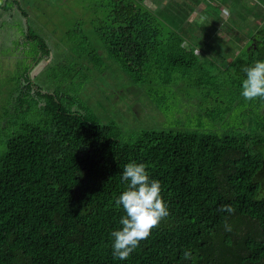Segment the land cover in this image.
I'll return each mask as SVG.
<instances>
[{
	"label": "trees",
	"instance_id": "16d2710c",
	"mask_svg": "<svg viewBox=\"0 0 264 264\" xmlns=\"http://www.w3.org/2000/svg\"><path fill=\"white\" fill-rule=\"evenodd\" d=\"M143 2L102 1L90 56L108 55L135 85H185L204 98L226 92L227 99L210 93L206 111L224 129L142 130L124 140L115 125L71 112L54 93L26 83L0 118V264H264V101L241 95L243 69L264 61V38L232 61L200 60L182 34L184 21L164 19ZM14 5L6 0L5 10ZM38 42L35 65L49 57ZM248 105V127L233 122L240 109L227 122L234 107ZM34 107L36 118L15 122L17 112ZM131 161L160 181L170 215L119 260L111 232L121 227L115 199ZM222 205L234 214L219 211ZM185 249L193 260L183 259Z\"/></svg>",
	"mask_w": 264,
	"mask_h": 264
},
{
	"label": "rangeland",
	"instance_id": "374dc122",
	"mask_svg": "<svg viewBox=\"0 0 264 264\" xmlns=\"http://www.w3.org/2000/svg\"><path fill=\"white\" fill-rule=\"evenodd\" d=\"M102 1L17 0L18 6L8 11L0 9V118L4 117L6 103L20 96L22 86L30 83L36 90L54 93L71 112L87 114L100 124L115 125L124 140L132 139L142 130L180 132L198 130L200 124L222 131L224 122L215 123L206 116L213 105L208 99L210 93L214 97L217 93L209 90L208 98H204L200 92L192 94V89L185 85H135L120 64L108 55L97 59L90 56L96 47L91 36L95 26L92 24L96 17L102 18L97 11ZM0 6L5 8L3 0ZM246 22L249 19L239 17L232 23L241 32V26L249 27ZM235 30L227 36H232ZM221 34L225 32L217 33ZM38 39L46 45L49 57L35 65V60L41 57ZM224 51L209 45L207 55L198 57L200 60L231 58L232 54ZM184 82L181 79V84ZM216 97L227 99L229 96L218 92ZM155 100L163 102L156 106ZM248 108L249 105L243 111L234 107L227 115V122L231 124L229 117L232 119L240 109L241 115L233 122L248 127ZM36 112L35 107L30 114L17 112L15 122L34 119ZM257 114L253 110V117ZM2 131L0 128V138L4 136Z\"/></svg>",
	"mask_w": 264,
	"mask_h": 264
},
{
	"label": "clouds",
	"instance_id": "9594fccd",
	"mask_svg": "<svg viewBox=\"0 0 264 264\" xmlns=\"http://www.w3.org/2000/svg\"><path fill=\"white\" fill-rule=\"evenodd\" d=\"M243 71L246 78L241 84V95L246 101H264V61L257 60ZM121 181L126 185L115 199V204L122 209L120 228L111 232L113 256L127 260L148 239L152 232L170 215L169 206L162 195L160 181L152 178L144 163L131 161L121 173ZM229 215L234 214L232 205H222L219 209ZM225 231L232 227L225 221ZM183 259L193 260L192 251L185 249Z\"/></svg>",
	"mask_w": 264,
	"mask_h": 264
},
{
	"label": "crops",
	"instance_id": "0c3cea01",
	"mask_svg": "<svg viewBox=\"0 0 264 264\" xmlns=\"http://www.w3.org/2000/svg\"><path fill=\"white\" fill-rule=\"evenodd\" d=\"M143 3L158 14L162 13L164 19L183 20L182 34L197 55H207L211 45L232 54L228 59L219 56V61L222 58L232 61L245 50L255 49V38H264V0H144ZM0 9L7 11L1 6ZM239 17L249 19L245 23L249 27L241 26V32L235 30L232 23ZM232 30L235 33L227 36ZM222 32L225 34L217 35Z\"/></svg>",
	"mask_w": 264,
	"mask_h": 264
}]
</instances>
